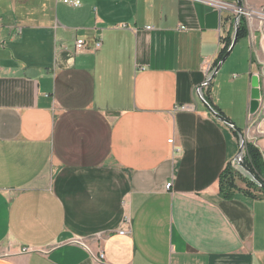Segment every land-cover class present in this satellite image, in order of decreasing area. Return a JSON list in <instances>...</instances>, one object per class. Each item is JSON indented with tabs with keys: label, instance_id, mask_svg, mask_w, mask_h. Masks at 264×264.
<instances>
[{
	"label": "crops",
	"instance_id": "1",
	"mask_svg": "<svg viewBox=\"0 0 264 264\" xmlns=\"http://www.w3.org/2000/svg\"><path fill=\"white\" fill-rule=\"evenodd\" d=\"M234 29L190 0H0V264H264V195H219L239 138L197 90ZM246 30L200 91L264 161Z\"/></svg>",
	"mask_w": 264,
	"mask_h": 264
},
{
	"label": "trees",
	"instance_id": "2",
	"mask_svg": "<svg viewBox=\"0 0 264 264\" xmlns=\"http://www.w3.org/2000/svg\"><path fill=\"white\" fill-rule=\"evenodd\" d=\"M246 32V24L244 20L240 18L238 22L237 38L245 35ZM223 44V48L220 50L218 56L213 62L214 66L217 65L230 46V37L225 38ZM208 103L210 104L209 101ZM242 161L244 165L248 167L254 177L264 184V161L259 149L254 144L244 141ZM239 183L244 184L245 188L242 189L239 186ZM242 190L252 197L255 196L256 191L259 194L264 195V191L254 181L248 179L241 171L234 168L231 164H227L219 174V195L223 198L230 199L237 191Z\"/></svg>",
	"mask_w": 264,
	"mask_h": 264
},
{
	"label": "built area",
	"instance_id": "3",
	"mask_svg": "<svg viewBox=\"0 0 264 264\" xmlns=\"http://www.w3.org/2000/svg\"><path fill=\"white\" fill-rule=\"evenodd\" d=\"M62 3L70 6V7H78L80 6V0H61ZM190 1H197L206 3L209 5H212L213 7L217 8L218 10L222 9H230L232 11V14L236 17L239 16L242 18L246 25H250L253 21L257 22L260 26H264V6L260 8H249V7H238L236 4V1H233V3L221 1V0H190ZM182 28V27H181ZM145 29L149 30L151 29V26H146ZM222 43V42H221ZM223 44V43H222ZM100 46V42L97 41L95 43V48H98ZM85 48V42L83 39H78L75 41V49L76 50H82ZM213 62L206 63V71H209L211 65ZM176 109H182L186 110L188 109L187 106L181 105L177 107ZM169 143H172V139L168 141ZM231 165L236 168V164L234 162H231ZM171 183L166 184V188H169ZM128 224V222H127ZM130 231L129 225L127 229H121L118 231L119 234H124ZM25 251V249L23 250ZM104 259L103 253H98L97 260L101 262Z\"/></svg>",
	"mask_w": 264,
	"mask_h": 264
},
{
	"label": "water",
	"instance_id": "4",
	"mask_svg": "<svg viewBox=\"0 0 264 264\" xmlns=\"http://www.w3.org/2000/svg\"><path fill=\"white\" fill-rule=\"evenodd\" d=\"M236 4L238 7H241L242 4L240 2V0H236ZM240 17L236 16L235 17V29H234V35L231 41L230 46L228 47L226 53L223 55V57L221 58V60L217 63V65L215 66V68L212 70V72L209 74L208 78L205 80V82L203 84H201L198 87V96L200 98V101L202 102V104L210 111L212 112L213 115H215L219 120H221L222 122H224L226 125H228L233 131H235L238 134V138H239V150H238V154L236 155V157L232 160V162H234L237 166L236 169L241 171L244 176H246L248 179L254 181L263 191H264V184L260 181H258L254 175L251 173V171L248 169L247 166L244 165L243 161H242V155H243V148H244V141H245V136L244 133L235 127V125L228 120L227 118L223 117L219 112H216L210 105L209 103L205 100V98L202 96L201 94V89L208 85L211 80L214 78V76L216 75V73L218 72L222 62L224 61V59L226 58L229 50L231 49L232 45L235 43L236 39H237V30H238V22H239ZM256 99V96L255 98ZM257 101L253 100L251 107H252V111H254V109H256L257 107Z\"/></svg>",
	"mask_w": 264,
	"mask_h": 264
}]
</instances>
